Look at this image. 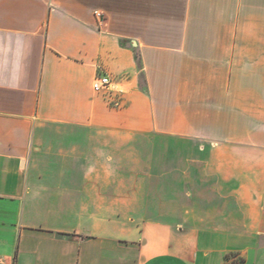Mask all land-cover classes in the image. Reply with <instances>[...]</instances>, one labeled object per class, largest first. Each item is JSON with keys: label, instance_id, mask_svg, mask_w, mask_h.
<instances>
[{"label": "crops", "instance_id": "1", "mask_svg": "<svg viewBox=\"0 0 264 264\" xmlns=\"http://www.w3.org/2000/svg\"><path fill=\"white\" fill-rule=\"evenodd\" d=\"M260 236L264 0H0L5 264H264Z\"/></svg>", "mask_w": 264, "mask_h": 264}, {"label": "built area", "instance_id": "2", "mask_svg": "<svg viewBox=\"0 0 264 264\" xmlns=\"http://www.w3.org/2000/svg\"><path fill=\"white\" fill-rule=\"evenodd\" d=\"M98 17H102V13L98 12ZM93 89L96 92H105L106 94L112 96V103L115 105L119 104L118 98L115 97L116 84L112 81L111 77L98 75L93 82ZM0 264H5L3 260L0 259Z\"/></svg>", "mask_w": 264, "mask_h": 264}, {"label": "rangeland", "instance_id": "3", "mask_svg": "<svg viewBox=\"0 0 264 264\" xmlns=\"http://www.w3.org/2000/svg\"><path fill=\"white\" fill-rule=\"evenodd\" d=\"M264 247V236H260L257 239V243L253 245V248L256 250V252H259ZM244 261V258L238 253L233 252L228 255V264H242Z\"/></svg>", "mask_w": 264, "mask_h": 264}, {"label": "trees", "instance_id": "4", "mask_svg": "<svg viewBox=\"0 0 264 264\" xmlns=\"http://www.w3.org/2000/svg\"><path fill=\"white\" fill-rule=\"evenodd\" d=\"M243 262H244V261H243ZM243 262H242V263H243Z\"/></svg>", "mask_w": 264, "mask_h": 264}]
</instances>
